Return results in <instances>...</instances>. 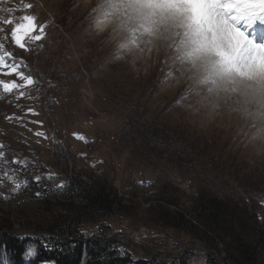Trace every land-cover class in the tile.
<instances>
[{"label": "rangeland", "instance_id": "rangeland-1", "mask_svg": "<svg viewBox=\"0 0 264 264\" xmlns=\"http://www.w3.org/2000/svg\"><path fill=\"white\" fill-rule=\"evenodd\" d=\"M92 5L0 0V56L9 64L22 60L18 72L35 81L0 70V80L24 85L0 88V227L48 244L59 236L53 225L71 217L86 240L115 239L129 264H208L211 257L247 264L238 257L240 242L252 248L249 264H264V95L235 86L240 72L217 87L200 83L201 61L192 58L209 55L188 22L168 32L149 21L135 25L121 38L131 51L122 53L115 39L96 32L97 0ZM153 35L158 46L148 50L140 40ZM207 36L200 34L201 45ZM9 177L21 183L16 192ZM91 183L88 189L99 184L112 193V213L84 207ZM209 198L239 219L219 220L218 228L201 210ZM163 210L182 213L183 225H168ZM35 260L23 255L17 262L0 250L3 263Z\"/></svg>", "mask_w": 264, "mask_h": 264}, {"label": "trees", "instance_id": "trees-1", "mask_svg": "<svg viewBox=\"0 0 264 264\" xmlns=\"http://www.w3.org/2000/svg\"><path fill=\"white\" fill-rule=\"evenodd\" d=\"M86 183V181H82ZM86 189L88 190L87 201L84 207L86 209L94 211H104L107 215L112 213L114 202L110 196H113L112 193H106L105 186L94 184L95 189ZM204 199V196L201 198ZM205 204L202 205L201 210L204 214L207 215L208 221H213L217 225V221L221 220L223 222L229 223L233 220H238L239 217L236 215V212L232 209L225 208L226 203L217 199L209 198L205 200ZM91 212V211H89ZM101 212V213H102ZM92 213V212H91ZM164 215L165 221L168 225H183V215L180 212H173L169 214L168 212H162ZM94 215H97L93 213ZM78 224L77 218L65 217L60 220L58 223L53 225L54 229L56 227V232H58L57 239L51 238L48 243L49 247H44L42 241H36L38 246V260L37 262L46 261L48 259H55L58 264H129L130 255L129 253H120L116 245L115 239L112 238H98L92 240H86L84 234L76 226ZM218 228L219 225H217ZM6 228L0 227V250H5L13 257V260L20 261L21 257L24 255L26 250V243L29 240L24 238L23 240L19 239L17 235H13L11 231L5 230ZM242 248L239 251L238 257L249 264L252 257V248L245 243H242ZM117 246V245H116ZM134 264H186V260L180 259L179 261L173 260L171 263L167 261H155L137 259L136 262L132 260ZM208 264H218L217 260L211 259Z\"/></svg>", "mask_w": 264, "mask_h": 264}, {"label": "bare ground", "instance_id": "bare-ground-1", "mask_svg": "<svg viewBox=\"0 0 264 264\" xmlns=\"http://www.w3.org/2000/svg\"><path fill=\"white\" fill-rule=\"evenodd\" d=\"M94 0H87L88 5H90V7L94 6L93 4ZM134 3L137 4H159V5H163L166 8V14L164 16H157L155 18H153L152 20L149 21V23L152 25L151 27L153 29H157V30H163L164 32H168V30L174 28L175 24L177 25H181V23H186L188 22L191 27H192V35L191 37L194 38V40L199 44L200 48H204L205 51L208 53L212 62L220 65L223 64V62H228V65L233 67L237 61V58H233V56L231 55V53L229 52L228 49L225 50V58L219 57L218 56V52L221 48V46H224V44L222 43V37L220 35L225 33V28L224 29H219L218 32L216 30H213V33L209 34V36L206 37L205 39V43L204 45H201V40H200V34H204L202 33L198 28H201V26L195 21L194 18H192V11L190 10L191 7L188 6V2L187 0H133ZM199 1V0H197ZM37 2V1H36ZM40 2V1H39ZM80 3V2H79ZM27 4V3H26ZM76 4V3H75ZM45 5V4H44ZM185 5V6H184ZM187 5V6H186ZM31 6V5H30ZM35 8V6H34ZM73 8V7H72ZM81 8V7H80ZM94 7H92L93 9ZM85 10V9H84ZM88 10V9H87ZM76 11V10H75ZM86 11V10H85ZM95 12V10L93 11ZM93 12L91 14V18L93 15ZM41 14V13H40ZM32 17V16H31ZM37 16H35L36 18ZM44 17V16H43ZM55 17V16H53ZM198 20L201 22L202 26H210L212 27L213 24L211 21L207 20L206 18H201L200 16H197ZM56 18V17H55ZM83 18V17H82ZM189 19L186 20V19ZM71 20V19H70ZM39 21V20H38ZM51 22V21H50ZM86 22V21H85ZM148 22V21H147ZM38 23V22H37ZM37 23H35L37 25ZM49 24V21L47 22ZM67 23V22H66ZM55 24V23H54ZM63 24V22H62ZM42 26V25H41ZM72 26V25H71ZM155 26V27H153ZM86 27V26H85ZM89 27V26H88ZM91 27V26H90ZM64 28V27H63ZM69 28V27H68ZM36 29V28H35ZM65 29V28H64ZM51 30V29H50ZM42 31V30H41ZM64 32V31H63ZM62 32V33H63ZM76 32V31H75ZM92 32V31H91ZM65 33V32H64ZM74 33V32H73ZM100 34V33H99ZM110 35V37H112L113 39H115V42H117V46L121 41V38L123 35L121 36H116L111 28L107 31L104 32L103 35ZM64 35V34H63ZM67 35V34H66ZM86 35V34H85ZM55 36V35H54ZM44 37V36H43ZM77 37V36H76ZM49 38V37H48ZM90 38V37H89ZM97 38V37H96ZM95 38V39H96ZM105 39V38H104ZM124 39V38H123ZM147 39V38H146ZM46 40V39H45ZM66 40V39H65ZM64 40V41H65ZM87 40V39H86ZM151 40V41H150ZM47 41V40H46ZM84 42V41H83ZM82 42V43H83ZM111 42V41H110ZM141 44L148 47V50L157 47L158 46V35H153L151 37V39L149 40H145V36L143 37V41L140 40ZM86 43V42H85ZM76 44V43H75ZM93 44V43H92ZM109 44V43H108ZM77 45V44H76ZM105 45V44H104ZM71 46V45H70ZM68 46V47H70ZM85 46V44H84ZM188 46V45H187ZM186 46V48H187ZM102 47V46H101ZM108 47V46H107ZM116 47V46H115ZM137 48V47H136ZM112 49V48H111ZM120 49V48H119ZM84 50V49H82ZM108 50V49H106ZM121 50V49H120ZM123 50V49H122ZM121 50V51H122ZM136 50V49H135ZM244 50V49H243ZM85 51V50H84ZM101 52V51H100ZM60 53V52H59ZM68 53V52H66ZM123 53V51H122ZM162 53V55H165V53L163 51L160 52V54ZM70 54V53H69ZM141 54V53H140ZM82 55V54H81ZM80 55V56H81ZM74 57V56H73ZM78 57V56H77ZM87 57V56H86ZM68 58V57H67ZM70 58V57H69ZM120 58V57H119ZM97 59V58H96ZM95 59V60H96ZM97 61V60H96ZM120 61H123L122 58ZM119 63V62H118ZM135 64V63H134ZM177 65L181 64V63H176ZM107 67V66H106ZM183 68V76L184 79L187 77H190V75L188 73H186L184 69H186V66H182ZM189 71V69L187 70ZM241 73V77H242V84L239 83H235V86H237L240 90H243L247 95H256L258 97H262L264 95V79L260 78V71L256 72L255 70H250L248 68H242V70H240ZM253 75L256 76L255 79H253ZM186 82V81H185ZM192 82V81H191ZM258 100H263L260 98H257Z\"/></svg>", "mask_w": 264, "mask_h": 264}, {"label": "clouds", "instance_id": "clouds-1", "mask_svg": "<svg viewBox=\"0 0 264 264\" xmlns=\"http://www.w3.org/2000/svg\"><path fill=\"white\" fill-rule=\"evenodd\" d=\"M96 16L93 19V26L96 32L104 33L111 28L116 36L124 33H131L133 26H143L144 21H150L157 16H164L166 8L159 4H137L133 0H97ZM121 49L131 51L130 42L127 39L121 40L118 44ZM193 62L200 60V70L204 73L200 83L211 84L213 87L219 86L224 82L225 78H230V69L223 64L212 62L210 57L202 58L194 56ZM256 78L255 75L252 77ZM260 78L264 79V72L260 74ZM213 89L210 88L209 91ZM196 264H203L197 260Z\"/></svg>", "mask_w": 264, "mask_h": 264}, {"label": "snow or ice", "instance_id": "snow-or-ice-1", "mask_svg": "<svg viewBox=\"0 0 264 264\" xmlns=\"http://www.w3.org/2000/svg\"><path fill=\"white\" fill-rule=\"evenodd\" d=\"M40 38L41 37H36L37 40H39ZM17 43H19L21 47H25V45L22 43L21 39H18ZM6 55L8 57H12V53H7ZM20 64H23L22 60L19 64H9V63H7V60L5 59V56H0V70H3L4 68L9 69V71L7 73H4L5 75H11L12 73H16L21 79H23L25 81V84H27V85L34 84L35 81L33 80V78L31 76H25V74L23 72H18ZM21 87H24V85L17 84L15 80H13L11 82H5L4 80H0V88H2L4 92H11L14 88H21ZM21 95H23V93H21ZM39 135H43V133H39ZM0 147H3V145H0ZM3 155H4V153L0 152V157H2ZM49 178H51V177H49ZM9 179L15 184V187L12 189V191L16 192L17 190H19L21 187V183L17 182L15 177H9ZM35 179L37 181H39L40 177H36ZM62 186L63 185L61 184L60 187H62ZM37 195H39V194H37ZM5 198H7V197H5ZM83 234L87 235L86 232ZM19 239L23 240L24 236L21 235L19 237ZM43 246L49 247L48 244H44ZM120 251L123 253L124 249H120ZM36 255H37L36 246L33 244H29L27 246V250L24 253L25 258L26 259L33 258ZM5 264H7V262H5Z\"/></svg>", "mask_w": 264, "mask_h": 264}]
</instances>
